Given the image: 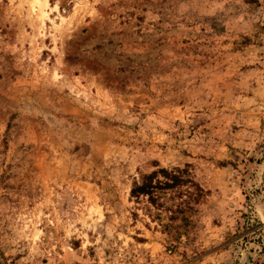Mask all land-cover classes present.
Listing matches in <instances>:
<instances>
[{
    "label": "rangeland",
    "instance_id": "obj_1",
    "mask_svg": "<svg viewBox=\"0 0 264 264\" xmlns=\"http://www.w3.org/2000/svg\"><path fill=\"white\" fill-rule=\"evenodd\" d=\"M0 264H264V0H0Z\"/></svg>",
    "mask_w": 264,
    "mask_h": 264
},
{
    "label": "trees",
    "instance_id": "obj_2",
    "mask_svg": "<svg viewBox=\"0 0 264 264\" xmlns=\"http://www.w3.org/2000/svg\"><path fill=\"white\" fill-rule=\"evenodd\" d=\"M160 171L163 172V173L166 172V170H163V169H161ZM148 178H149V176H146V180L142 184L134 186L131 189V193L134 194L135 192H139V191L150 193L154 185H151L148 182Z\"/></svg>",
    "mask_w": 264,
    "mask_h": 264
}]
</instances>
